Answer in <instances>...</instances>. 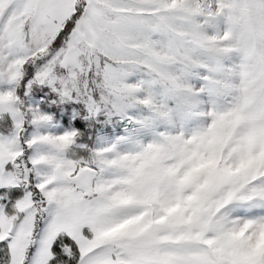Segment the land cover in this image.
<instances>
[{
    "label": "snow or ice",
    "instance_id": "1",
    "mask_svg": "<svg viewBox=\"0 0 264 264\" xmlns=\"http://www.w3.org/2000/svg\"><path fill=\"white\" fill-rule=\"evenodd\" d=\"M0 264H264V0H0Z\"/></svg>",
    "mask_w": 264,
    "mask_h": 264
}]
</instances>
